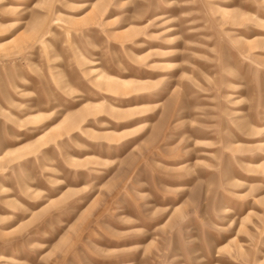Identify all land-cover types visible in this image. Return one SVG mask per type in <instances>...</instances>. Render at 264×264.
<instances>
[{
	"label": "rangeland",
	"instance_id": "rangeland-1",
	"mask_svg": "<svg viewBox=\"0 0 264 264\" xmlns=\"http://www.w3.org/2000/svg\"><path fill=\"white\" fill-rule=\"evenodd\" d=\"M0 264H264V0H0Z\"/></svg>",
	"mask_w": 264,
	"mask_h": 264
}]
</instances>
